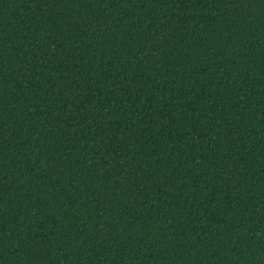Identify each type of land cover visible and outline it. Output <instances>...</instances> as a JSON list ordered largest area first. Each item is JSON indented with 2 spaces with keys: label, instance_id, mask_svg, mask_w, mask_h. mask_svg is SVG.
Instances as JSON below:
<instances>
[{
  "label": "trees",
  "instance_id": "trees-1",
  "mask_svg": "<svg viewBox=\"0 0 264 264\" xmlns=\"http://www.w3.org/2000/svg\"><path fill=\"white\" fill-rule=\"evenodd\" d=\"M0 264H264V0H0Z\"/></svg>",
  "mask_w": 264,
  "mask_h": 264
}]
</instances>
